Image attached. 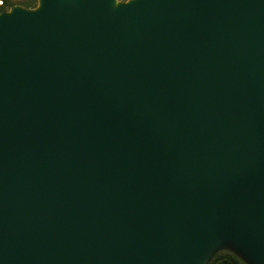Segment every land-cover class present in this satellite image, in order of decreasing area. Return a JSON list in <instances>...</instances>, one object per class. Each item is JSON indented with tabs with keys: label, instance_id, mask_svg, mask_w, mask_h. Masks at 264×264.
<instances>
[{
	"label": "water",
	"instance_id": "obj_1",
	"mask_svg": "<svg viewBox=\"0 0 264 264\" xmlns=\"http://www.w3.org/2000/svg\"><path fill=\"white\" fill-rule=\"evenodd\" d=\"M114 2L0 15V264H264V0Z\"/></svg>",
	"mask_w": 264,
	"mask_h": 264
},
{
	"label": "rangeland",
	"instance_id": "obj_2",
	"mask_svg": "<svg viewBox=\"0 0 264 264\" xmlns=\"http://www.w3.org/2000/svg\"><path fill=\"white\" fill-rule=\"evenodd\" d=\"M117 1L119 3H128L133 0H117ZM25 4H34V7L27 8L25 7ZM21 8L26 10H34L38 8L37 11H34L35 13L36 12L38 13L42 11L43 4L40 3V0H0V15L3 13H10L14 9H21ZM227 253L234 255L244 264H250L248 260L242 256V254L233 246L232 242L230 241H223L219 243L217 246L212 247L209 250V252L202 257L199 264H212L215 258Z\"/></svg>",
	"mask_w": 264,
	"mask_h": 264
},
{
	"label": "trees",
	"instance_id": "obj_3",
	"mask_svg": "<svg viewBox=\"0 0 264 264\" xmlns=\"http://www.w3.org/2000/svg\"><path fill=\"white\" fill-rule=\"evenodd\" d=\"M25 7L32 8L34 7V4H25ZM222 263L224 264H244L241 260H239L234 255L229 254V253L218 256L212 262V264H222Z\"/></svg>",
	"mask_w": 264,
	"mask_h": 264
},
{
	"label": "bare ground",
	"instance_id": "obj_4",
	"mask_svg": "<svg viewBox=\"0 0 264 264\" xmlns=\"http://www.w3.org/2000/svg\"><path fill=\"white\" fill-rule=\"evenodd\" d=\"M113 5H114V8L117 9L120 6V3L117 0H115Z\"/></svg>",
	"mask_w": 264,
	"mask_h": 264
}]
</instances>
